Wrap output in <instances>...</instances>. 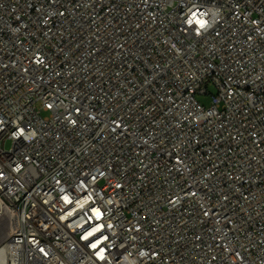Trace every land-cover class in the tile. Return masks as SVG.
I'll list each match as a JSON object with an SVG mask.
<instances>
[{
    "label": "built area",
    "instance_id": "obj_1",
    "mask_svg": "<svg viewBox=\"0 0 264 264\" xmlns=\"http://www.w3.org/2000/svg\"><path fill=\"white\" fill-rule=\"evenodd\" d=\"M0 264H264V0H0Z\"/></svg>",
    "mask_w": 264,
    "mask_h": 264
},
{
    "label": "rangeland",
    "instance_id": "obj_2",
    "mask_svg": "<svg viewBox=\"0 0 264 264\" xmlns=\"http://www.w3.org/2000/svg\"><path fill=\"white\" fill-rule=\"evenodd\" d=\"M211 91L214 92V87H211ZM198 98L206 106H209L211 104V95H201L198 96Z\"/></svg>",
    "mask_w": 264,
    "mask_h": 264
}]
</instances>
